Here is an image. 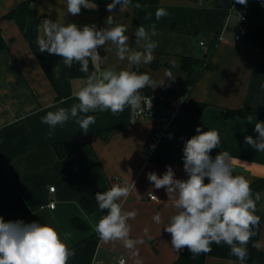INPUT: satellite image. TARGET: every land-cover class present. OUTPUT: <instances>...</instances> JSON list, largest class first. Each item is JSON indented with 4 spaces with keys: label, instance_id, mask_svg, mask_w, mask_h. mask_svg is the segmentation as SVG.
Wrapping results in <instances>:
<instances>
[{
    "label": "crops",
    "instance_id": "0c3cea01",
    "mask_svg": "<svg viewBox=\"0 0 264 264\" xmlns=\"http://www.w3.org/2000/svg\"><path fill=\"white\" fill-rule=\"evenodd\" d=\"M88 2L89 8L82 7L78 15H71L67 14L66 0H0V26L8 44L0 51V217L5 222L49 223L61 239L70 233L65 242L74 255L68 264H120L122 257L125 264H134L121 242L104 243L94 231V225L107 212L99 209L96 193L109 190L114 183L125 186L134 182L136 189L118 202L125 211L138 213L129 220L130 237L144 239L136 246L142 264H241L223 243H213L207 254L192 255L187 248L176 253L171 247V234L163 229L175 209L165 206L166 190L155 189L147 174L154 172L162 177L171 166L175 178L186 180L183 148L200 127L220 133L221 145L210 156L227 151L234 158V175H243L251 183L264 178V152H256L244 142L245 136L258 135L255 123L264 122V115H252L251 122L248 116L226 115V108L264 105V0H248L246 6L236 0H158L122 13L119 5L113 13L106 10L112 0ZM158 7L168 13L159 20L155 16ZM10 12L13 14L7 16ZM241 13L247 16V32L236 39ZM111 14L117 24L127 26L132 48L137 47L132 38L138 26L150 30L152 24L156 25V58L139 68L152 72V79L158 83L165 79L166 70L176 76L174 81L165 79L162 85L150 88L159 113L167 112L173 99L209 103L196 119L181 108L165 136L156 142L148 163L144 154L155 122L144 119L132 123L130 106L118 113L89 112L87 115L96 119L87 133L76 123L85 114L70 117L54 130L42 122L49 111L70 109L78 103L73 93L86 80L70 77L62 57L39 52L37 39L44 21L59 19L78 28L95 24L100 29ZM199 50L210 52L214 67L205 70L185 93L187 73L181 68V60L183 56H197ZM99 54L107 57L101 70L128 67L126 60L117 59L114 50L107 53L101 46ZM154 63L158 66L152 70ZM57 142L65 145L63 156L57 152ZM52 185L54 191L50 190ZM259 192L262 199L256 214L261 222L246 245L248 254L243 264H264V189ZM52 201L54 207L50 206ZM157 213L162 216L160 224L153 221ZM75 217L86 225H73ZM256 243L259 248L253 246Z\"/></svg>",
    "mask_w": 264,
    "mask_h": 264
},
{
    "label": "clouds",
    "instance_id": "9594fccd",
    "mask_svg": "<svg viewBox=\"0 0 264 264\" xmlns=\"http://www.w3.org/2000/svg\"><path fill=\"white\" fill-rule=\"evenodd\" d=\"M248 0H236V3L246 6ZM119 5V12L129 7L141 8L133 0H112L106 10L113 13ZM67 14L78 15L81 8H89L88 0H66ZM96 5L94 6V8ZM168 15L164 7H158L155 16L159 20ZM105 27L97 29L95 24L78 28L75 23L64 24L62 20L55 22L45 20L42 25V35L37 39L39 52H47L62 57L63 63L71 67L73 63L80 65V72L87 74L84 86L73 93L78 103L70 109L60 107L49 111L42 122L55 129L63 126L70 117L79 116L76 123L87 133L90 125L95 123V116L89 112L111 110L112 113L122 112L125 106H130L133 112L142 111L141 102L151 108V98L142 94L144 88L154 89L164 83L165 79L174 81L171 70L165 71V79L157 82L148 73L139 72V67L155 60L154 50L158 47L153 37L157 36L156 25L150 30L138 26L134 32L136 48L129 46V36L126 35V25L117 24L113 14L108 15ZM105 51H115L120 61H127L128 67L117 70L111 66L101 70V65L107 59L98 52L99 47ZM139 49V50H138ZM91 62L93 70L89 72ZM135 66L136 71L131 70ZM173 67L177 65L173 62ZM61 104L64 103L62 99ZM246 119L251 122L254 117ZM135 122V121H134ZM133 122V123H134ZM258 135L244 137V142L256 152H264V122L255 123ZM197 135L185 142L183 148V168L187 179L175 178L171 166L165 173L158 176L154 172L147 174V179L155 189L164 188L168 196L166 207L175 209L164 231L171 234V247L176 253L187 248L192 255L207 254L213 243L226 244L231 254L243 264L247 256L246 245L257 233L261 217L256 214L257 203L261 201V192L254 191L251 182L243 175H234L233 157L227 151H221L214 158L210 152L220 147V133L216 130L202 131L196 128ZM52 135V131H49ZM152 148L155 145L151 146ZM207 178L208 182L205 183ZM135 188L131 185L113 184L104 192H97L95 200L99 209L104 212L94 225V231L104 243L121 242L134 258V264H142L138 244L144 239L130 237L131 225L137 211H125L121 198H127ZM153 199H158L155 195ZM153 221L162 223V216L157 213ZM148 235V230H144ZM61 239L60 233L49 223H25L22 220L5 222L0 217V264H68L74 251L65 242L70 233H65ZM151 239L150 236H148ZM259 248V243L253 245ZM120 264H124L121 259Z\"/></svg>",
    "mask_w": 264,
    "mask_h": 264
},
{
    "label": "trees",
    "instance_id": "16d2710c",
    "mask_svg": "<svg viewBox=\"0 0 264 264\" xmlns=\"http://www.w3.org/2000/svg\"><path fill=\"white\" fill-rule=\"evenodd\" d=\"M158 0H133V4L139 3L140 5H151L156 4ZM13 12L7 14V16H11ZM136 38L135 36L132 38L134 41ZM8 48L7 41L3 35L2 28L0 26V51L5 50ZM158 66L157 63H154L152 66V70H154ZM214 67L213 61L211 59V55L206 53L202 57L189 55L183 56L181 60V68L186 71L187 73V80L185 86V93L190 92L193 86L198 81L199 77L205 70H212ZM80 65L78 63H73V65L69 68V75L73 78H86L85 73L80 72L79 70ZM93 70L91 62L89 64V72ZM142 73H148L151 78L153 77V73L150 71H143L141 68L138 70ZM142 93H150V88H144ZM209 105L207 102H199V101H184L182 105V109L189 111L193 117L196 119L198 118L203 110ZM239 115V116H252V115H264V105H256V106H241L238 108H226V115ZM55 147L57 152L60 156H63L66 152L65 145L63 142L55 143ZM251 186L254 191H261L264 189V178H259L251 183ZM73 225L77 227L85 226L86 223H83L81 219L75 217L72 219Z\"/></svg>",
    "mask_w": 264,
    "mask_h": 264
},
{
    "label": "built area",
    "instance_id": "2783aa9c",
    "mask_svg": "<svg viewBox=\"0 0 264 264\" xmlns=\"http://www.w3.org/2000/svg\"><path fill=\"white\" fill-rule=\"evenodd\" d=\"M246 20H247L246 14L241 13L240 21L237 25V33L235 35L236 39H239L242 35H244L247 32ZM201 44L205 45L204 41H201ZM98 52H99V48H98ZM136 70L137 69L135 68L134 71ZM142 94L151 98V108L144 105L142 101L141 102L142 111L138 109L136 112H133L131 109V122L133 123L135 121L134 123H137L144 119H151L155 122L153 133L149 137V140L147 141L146 151L144 154V161L145 163H148L150 161L151 153L153 150L151 146L155 145L159 139L165 136V134L169 130V126L171 124L173 117L182 108V105L185 100L184 99H173L170 102L169 110L167 112L159 113L156 109L157 99L153 96V94H147V93H142ZM50 190L54 191L55 186L54 185L50 186ZM153 195L154 194H149L151 198ZM54 205L55 203L54 201H52L50 203V206L54 207ZM121 259L124 260V264H125V258L122 257Z\"/></svg>",
    "mask_w": 264,
    "mask_h": 264
},
{
    "label": "rangeland",
    "instance_id": "374dc122",
    "mask_svg": "<svg viewBox=\"0 0 264 264\" xmlns=\"http://www.w3.org/2000/svg\"><path fill=\"white\" fill-rule=\"evenodd\" d=\"M209 54H210V52H208ZM206 53L204 52V51H201V50H199L198 52H197V56L198 57H202V56H204Z\"/></svg>",
    "mask_w": 264,
    "mask_h": 264
},
{
    "label": "water",
    "instance_id": "95a60500",
    "mask_svg": "<svg viewBox=\"0 0 264 264\" xmlns=\"http://www.w3.org/2000/svg\"><path fill=\"white\" fill-rule=\"evenodd\" d=\"M99 264H113V263L100 262Z\"/></svg>",
    "mask_w": 264,
    "mask_h": 264
}]
</instances>
